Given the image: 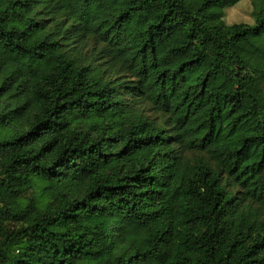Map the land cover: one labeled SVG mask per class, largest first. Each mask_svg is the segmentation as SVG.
I'll return each instance as SVG.
<instances>
[{"label": "trees", "instance_id": "obj_1", "mask_svg": "<svg viewBox=\"0 0 264 264\" xmlns=\"http://www.w3.org/2000/svg\"><path fill=\"white\" fill-rule=\"evenodd\" d=\"M0 0V264H264V0Z\"/></svg>", "mask_w": 264, "mask_h": 264}, {"label": "rangeland", "instance_id": "obj_2", "mask_svg": "<svg viewBox=\"0 0 264 264\" xmlns=\"http://www.w3.org/2000/svg\"><path fill=\"white\" fill-rule=\"evenodd\" d=\"M225 21L227 24L246 23L253 25L252 1L242 0L236 6L227 8L225 10Z\"/></svg>", "mask_w": 264, "mask_h": 264}]
</instances>
